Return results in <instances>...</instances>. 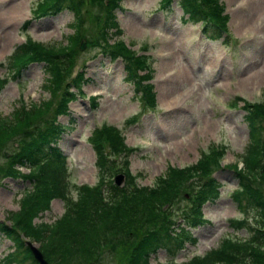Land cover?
Wrapping results in <instances>:
<instances>
[{"label": "rangeland", "instance_id": "374dc122", "mask_svg": "<svg viewBox=\"0 0 264 264\" xmlns=\"http://www.w3.org/2000/svg\"><path fill=\"white\" fill-rule=\"evenodd\" d=\"M40 1L0 0V79L3 81L0 85V115H9L19 104H37L48 98L43 88L46 73L41 63L28 64L13 78L3 65L5 56L11 55L16 46L28 43L41 45L44 50L57 46L73 47L70 59L76 73L66 78L71 71L68 69L67 73L62 72V77L69 87L70 81L77 84L80 73L79 87L83 96L70 101L66 115H56V120L64 125L57 146L66 155L69 174L67 180L57 178V184L66 185L69 191L74 183L82 184L72 196V205L78 208L77 197L82 187L91 190L92 200L96 197L99 200L102 194L99 186L103 181L98 174L97 157L86 140L92 127L102 123L115 128L123 148L133 149L128 157L129 151L121 157L127 167L124 165L110 174L109 182L114 185L115 178L121 176L118 187L129 183L133 175L132 180L137 184L152 187L159 182L158 178H163L168 168L191 167L202 158L201 154L219 151L217 165L225 167L214 171L211 176L213 181L219 182V191L201 209L205 221L188 228L193 240L184 241L183 249L177 250L173 259L182 262L195 253L204 255L221 245L222 238L246 237L247 230H233L231 225L243 217L244 210L247 211L245 198L248 206L252 201L247 195L240 194L241 208L238 207L236 198L232 197L237 186L232 169L242 167V153L251 144L248 126L243 121L244 111L240 108L242 101L264 100V0H217L222 13L227 15L224 20L226 29L238 42L228 44L232 47L218 39L200 36L196 23L179 19L180 11L174 2L161 9L158 7L160 0H71L74 8L79 9V14L72 19V14L66 10L55 16L50 14L56 7L55 1L64 2V5L68 1L54 0L45 7L48 15L40 10ZM119 1L117 12L114 6ZM107 8H111L116 16V27H111L107 21ZM9 10H13V16L19 12L15 21L4 17ZM7 33L9 37H6ZM80 37L85 39L83 49H78ZM120 42L136 55L145 54L146 68L152 73L149 83L153 85L154 110L140 114L141 106L132 95L130 84L123 79V63L110 60L100 52L102 46L109 48L111 45L114 49L113 43ZM91 95H94L95 107L90 106L91 98L87 96ZM56 102L57 96L38 125L54 115ZM128 118L129 123L126 122ZM256 125L258 132L263 133L264 119L258 120ZM106 143L95 142L102 151L101 157L109 153ZM8 147L9 150L5 146L4 151L15 150L13 143L9 142ZM120 152H111L110 158L106 156V164L109 166L111 160L116 161L114 156ZM6 162L0 153V169L7 167ZM18 171L25 173L28 169L20 167ZM263 185L261 179L249 181V186H254L260 197L264 196ZM28 188L29 184L21 179L0 178V220L9 224L4 219L6 212L20 209L18 200ZM37 190L41 191L34 187L29 194ZM186 198H189L187 193L170 211L179 213L183 210L182 205L188 202ZM49 200L48 211L30 217L32 226L51 222L63 214L60 198ZM88 205L85 203L89 209L92 204ZM35 212L33 210V214ZM248 214L251 215V211ZM138 237L133 233L129 246L134 245ZM33 242L38 248L39 242ZM121 248L107 244L100 253L101 264H126V252L131 247ZM10 249V241L0 235V264ZM168 258L164 250H157L150 256V263H162ZM94 261L95 258L91 260Z\"/></svg>", "mask_w": 264, "mask_h": 264}, {"label": "trees", "instance_id": "16d2710c", "mask_svg": "<svg viewBox=\"0 0 264 264\" xmlns=\"http://www.w3.org/2000/svg\"><path fill=\"white\" fill-rule=\"evenodd\" d=\"M66 1L68 3L65 5L64 2L57 1L55 4L58 8L67 7L77 15L79 9L74 8L71 0ZM52 3L54 0H41L38 6L40 10L45 11L47 9L45 7ZM178 5L191 21H201V31L206 37L217 38L226 33L224 20L227 15L222 13V7L217 0H178ZM107 17L111 27H116L111 8L108 9ZM73 41L75 39L70 40V43ZM34 44L16 46L12 54L5 56L3 61L13 78L27 63L42 61L46 73L43 88L48 94L47 100L37 104L22 103L12 109L9 115H0V153L7 160L5 163L7 167L0 169V174L3 175H0V178L22 177L31 181V189L24 191L18 200L20 209L6 213L5 219L9 224L0 223V232L11 242V252L5 257L7 263L36 264L24 245L22 236L39 242L38 248L49 264H101L100 253L107 248V244L121 246L122 250L131 247V250L126 252V264H149L148 254L155 249L164 248L170 251L173 242L177 246L181 245V240L189 237V232L184 228L174 231V221L170 217L169 208L171 204L177 202V197L182 198V195L187 193L191 200L190 211L183 212L188 215L182 216L187 218L189 226H194L198 222L200 217L198 208L210 196L212 190L210 180L201 184L198 181L207 179L203 176H208L218 167L219 151L201 154L202 158L200 157L198 163L191 167L185 166L178 170L168 168L163 178L160 180L158 178L159 182L154 183L152 187L137 184L132 180L133 176L123 187H116L109 182L110 174L120 167L124 168L125 162L121 159L111 160L108 166L104 159L106 156L110 158L111 152L118 151L121 152L114 158L122 157L131 149L123 148L122 140L118 139L115 128L101 125L93 129L88 140L97 157L95 161L98 165V174L103 181L99 186L102 194L99 193V200L97 197L92 200L91 190L82 187L77 197L78 208H75L72 205V196L82 184L72 185L70 191L66 185L62 187L57 184V178L67 180V170L65 156L54 143L61 129L54 119L56 115L66 112V104L72 97L62 72L70 69L66 76L68 78L74 68L70 59L73 56V47L57 46L44 50L43 46ZM113 47L114 49L111 45L109 48L102 46L113 56L121 57L125 79L133 85V91L138 95L140 103L153 108L155 105L151 93L152 85L146 81L151 77V73L149 68H146L148 64L145 54L136 55L123 43H113ZM2 83L0 80V85ZM56 96L57 102L53 105L54 115L45 118L43 120L45 122L38 125ZM244 109L248 111L244 114V120L249 129L251 144L243 153V169L237 174L238 185L242 188L237 194L251 195L247 197L253 199L251 206L256 209L257 215L259 214V229H255L248 240L243 241L246 244L236 245L234 243L237 242L223 239L219 247L206 251L202 256L190 258L182 263L164 264H264V196L260 197L255 187L249 186L251 178L261 179V183L264 184V131L260 133L256 128L258 120L264 119V104H245ZM96 141H107L105 145L109 153H106L105 157H101L102 151L95 144ZM9 142L14 144L15 150L4 151L5 146L6 150H9ZM19 164L27 165L29 172H18L15 167ZM124 175L127 177L128 173ZM34 187L41 191L29 194ZM233 196L241 207L242 198L235 194ZM53 197H58L63 202L64 212L61 217L50 223L39 222L32 226L31 216L49 209V199ZM193 199L197 203H192ZM85 203L92 205L88 209L89 205L86 207ZM33 210L36 211L34 214ZM132 232L139 237L134 245L129 246ZM93 258L95 261L91 262Z\"/></svg>", "mask_w": 264, "mask_h": 264}, {"label": "water", "instance_id": "95a60500", "mask_svg": "<svg viewBox=\"0 0 264 264\" xmlns=\"http://www.w3.org/2000/svg\"><path fill=\"white\" fill-rule=\"evenodd\" d=\"M84 46L83 44V39L80 40V46L79 48L82 49ZM121 176H117L114 180V182H116V184L120 183ZM26 247L29 249V251L31 252L32 258L37 261L38 264H48L47 261H45L42 257L41 252L36 248L34 243H31L29 241L25 242Z\"/></svg>", "mask_w": 264, "mask_h": 264}, {"label": "bare ground", "instance_id": "6f19581e", "mask_svg": "<svg viewBox=\"0 0 264 264\" xmlns=\"http://www.w3.org/2000/svg\"><path fill=\"white\" fill-rule=\"evenodd\" d=\"M12 11H13V10H9V12L6 11V13L4 14V17L6 18V17L8 16L10 21H15L16 18H18V16H19V15H18L19 12L15 13L14 16H13V15L11 14ZM14 23H15V22H14ZM6 37H9V33L6 34Z\"/></svg>", "mask_w": 264, "mask_h": 264}]
</instances>
